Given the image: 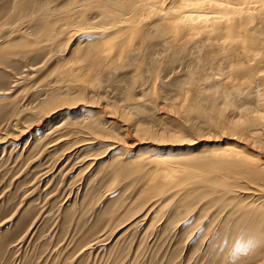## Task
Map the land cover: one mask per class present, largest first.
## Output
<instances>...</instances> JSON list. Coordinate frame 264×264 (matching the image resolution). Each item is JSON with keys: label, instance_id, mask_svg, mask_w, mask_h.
Masks as SVG:
<instances>
[{"label": "rangeland", "instance_id": "obj_1", "mask_svg": "<svg viewBox=\"0 0 264 264\" xmlns=\"http://www.w3.org/2000/svg\"><path fill=\"white\" fill-rule=\"evenodd\" d=\"M139 1L0 0V264H264V180L172 162L264 163L261 83Z\"/></svg>", "mask_w": 264, "mask_h": 264}, {"label": "bare ground", "instance_id": "obj_2", "mask_svg": "<svg viewBox=\"0 0 264 264\" xmlns=\"http://www.w3.org/2000/svg\"><path fill=\"white\" fill-rule=\"evenodd\" d=\"M142 1L144 0H140L139 2H142ZM150 1L152 0H149V2L147 3L140 4L139 9H144L145 7L147 8L150 7L153 9V11L154 9L156 10L157 8L162 9L160 16L163 17L164 22L168 21L167 22L168 28L171 31L169 33L170 35L169 34L168 35L170 36V39L172 40L171 42L179 43L178 41L180 39L187 37L186 39H189L191 41L193 40L195 41L198 40V42L204 41L205 44L208 46H215L217 47L216 48L217 50H219L220 52L222 51V54L227 53L229 55V53L240 52L241 53L240 55L245 57L246 60H248L249 62V64L248 63L247 64L249 66L248 74L250 75V77L258 78L261 83L260 84L261 85L260 87L262 90L261 94L263 95L262 100L264 102V0H158L159 1L158 6H156L154 3H151ZM151 4H154V5H151ZM133 11H135V9ZM139 13L140 12H138V14ZM156 14L157 13H155V15ZM208 14H217L218 17L214 19L208 18L206 17ZM167 23L165 25H167ZM169 42L170 41H168V43ZM234 54L237 55V53H234ZM237 56H234V57L236 58ZM232 69H234L235 71L237 68L236 69L232 68ZM244 70H247V69L245 68ZM230 71L231 72L228 75H232V77L234 76L233 74L237 72V71L234 72L232 70ZM244 76H246V74H244ZM232 77L230 79H232ZM251 80H254V79H251ZM230 82H233L231 83L232 87L233 86L235 87V85L240 84L237 78L235 79V81H230ZM260 87H258V91ZM86 144L93 145V143L91 142H88ZM179 155L180 154H175L173 155L174 157L171 156L173 159L172 162H174L175 164H180V165H185V166L188 165L189 167L192 165L191 167H195L196 169L200 170V172L208 173L207 174L208 176L213 173V175H211L212 177L211 178L209 177L210 180H212V181H209V183H206V181L209 179L208 176L205 177V178H208L205 181V183L204 181L201 180L202 178L201 179L198 178V180L200 181H197V184H194V185H199V187L202 183L204 185L210 186L211 188L217 186V187H221V189L224 188L227 190L230 184L229 185H226L225 183L220 184L219 181H216V180L223 181L222 179L224 178H222V176H216V174L214 173L215 171L224 172L229 176L236 174V175L245 177L247 179L256 180L258 178H261V180L262 179L264 180V163L260 164L259 162H255L251 160L250 158L246 157L242 149H238L237 147L236 148L235 147H225L223 148L222 151L213 153L212 155H209V156L205 155L206 157L200 158V159H198V157L194 156L193 154L191 155V153H185V154H182V156H179ZM184 159H188V160H184ZM184 161L185 163L183 164ZM168 163H171V162L168 161ZM233 176L232 177L230 176V177L233 178ZM225 178L229 179V177L227 176H225ZM234 179L236 178L234 177ZM234 181L236 182L237 179ZM250 183H254V182H250ZM261 186L264 188L263 185ZM205 189L208 190V188H205ZM254 189L257 192L260 191L259 190L260 188L256 189L255 187ZM230 191H224V192L233 194V192L232 191L230 192ZM257 192H253V194ZM223 194L224 193H222V195ZM261 197L263 198V200L260 201V203L258 204H260V208L264 209V196H261Z\"/></svg>", "mask_w": 264, "mask_h": 264}]
</instances>
